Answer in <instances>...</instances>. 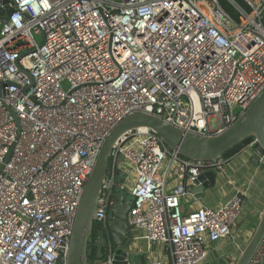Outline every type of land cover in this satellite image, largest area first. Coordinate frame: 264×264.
Here are the masks:
<instances>
[{"label":"built area","instance_id":"built-area-1","mask_svg":"<svg viewBox=\"0 0 264 264\" xmlns=\"http://www.w3.org/2000/svg\"><path fill=\"white\" fill-rule=\"evenodd\" d=\"M227 1L239 21L220 0L9 3L16 7L0 25V264H65L84 182L126 114L212 134L260 94L264 0H244L252 14ZM110 158L95 217L105 227L113 188L129 192L128 223L166 252L142 264H196L211 243L232 236L238 192L218 207L181 210L188 183L213 162L177 155L144 127L123 133ZM166 159L183 168L170 189L160 171ZM124 162L134 175L128 189L116 180ZM115 255L108 243L100 264H132ZM248 264H264V238Z\"/></svg>","mask_w":264,"mask_h":264},{"label":"water","instance_id":"water-1","mask_svg":"<svg viewBox=\"0 0 264 264\" xmlns=\"http://www.w3.org/2000/svg\"><path fill=\"white\" fill-rule=\"evenodd\" d=\"M10 2L12 0H0V25L7 22L16 7H12ZM23 71L29 77L31 86L33 78L27 70L23 69ZM9 110L18 124L13 111L10 108ZM139 127L153 131L171 151L179 156L214 163L212 166L202 168L190 183L194 186L192 193L201 198L203 190L214 185L217 163L221 160L245 153L251 164L254 166L260 164L264 157V89L218 133L200 134L186 131L155 114L141 110H134L116 122L102 140L92 169L79 195L66 250L65 264H100L103 257L100 252L101 248L104 246L107 248L108 243H111L116 252V262L123 263L126 257L132 264L145 262V255L138 254L132 249L134 232L127 221V213L131 207L133 196L129 192L117 187L113 188L105 227L95 217L100 204L102 181L105 176L110 174L111 149L123 133ZM118 162H123L122 156L118 157ZM122 175V169H116V180L123 181V178H120ZM255 214L258 217L257 224L233 264H248L264 238V205L262 210ZM93 227H99L96 233L99 243H97L96 251L93 252L94 256L91 258L92 251L88 246V238ZM238 229L239 224L235 226L234 233ZM206 257L207 254L196 264H212L206 261Z\"/></svg>","mask_w":264,"mask_h":264},{"label":"crops","instance_id":"crops-1","mask_svg":"<svg viewBox=\"0 0 264 264\" xmlns=\"http://www.w3.org/2000/svg\"><path fill=\"white\" fill-rule=\"evenodd\" d=\"M249 154V153H248ZM217 175L214 185L203 190V196L198 198L192 193L194 186L188 183V192L181 197L180 204L183 213L192 211L198 207H218L227 201L235 193L242 198V209L236 224L239 229L234 233L235 226L231 230L232 236L211 243L207 249L206 261L212 264H233L243 246L250 238L258 217L255 212L261 211L264 205V157L258 166L248 161V155L240 153L229 159L217 163ZM121 169L126 189L133 183V171L128 163L121 164ZM161 173L165 174L166 188L170 189L183 176V168L176 162L166 159L161 167ZM134 241L132 249L138 254H144L145 260L165 257L164 246L160 243H148L140 230L133 229Z\"/></svg>","mask_w":264,"mask_h":264},{"label":"trees","instance_id":"trees-1","mask_svg":"<svg viewBox=\"0 0 264 264\" xmlns=\"http://www.w3.org/2000/svg\"><path fill=\"white\" fill-rule=\"evenodd\" d=\"M238 5H240L243 9L251 10L250 6L244 1V0H235ZM220 3L222 7L236 20H240L241 16L238 14V12L235 10V8L227 1V0H220Z\"/></svg>","mask_w":264,"mask_h":264},{"label":"flooded vegetation","instance_id":"flooded-vegetation-1","mask_svg":"<svg viewBox=\"0 0 264 264\" xmlns=\"http://www.w3.org/2000/svg\"><path fill=\"white\" fill-rule=\"evenodd\" d=\"M98 228L99 227H93L89 235V238H88V246L91 248V251H92V254L90 256L91 258H93L94 256L93 252L95 253L96 251L97 243H99V240L97 239V235H96ZM107 242H108V238H107ZM105 251H106V246L102 247L100 252L102 255H104Z\"/></svg>","mask_w":264,"mask_h":264},{"label":"rangeland","instance_id":"rangeland-1","mask_svg":"<svg viewBox=\"0 0 264 264\" xmlns=\"http://www.w3.org/2000/svg\"><path fill=\"white\" fill-rule=\"evenodd\" d=\"M253 2H254L255 4H258V2H257L256 0H253ZM249 12H250V14L253 13L252 10H249ZM35 39H36L38 42H40V41H41V35H36V36H35ZM234 111H235V113H238V109H237L236 107H235Z\"/></svg>","mask_w":264,"mask_h":264}]
</instances>
